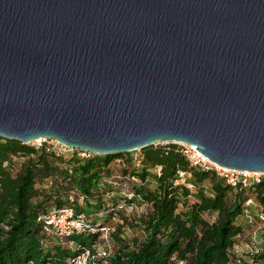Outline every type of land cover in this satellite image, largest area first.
I'll list each match as a JSON object with an SVG mask.
<instances>
[{"label": "water", "instance_id": "95a60500", "mask_svg": "<svg viewBox=\"0 0 264 264\" xmlns=\"http://www.w3.org/2000/svg\"><path fill=\"white\" fill-rule=\"evenodd\" d=\"M0 137L264 173V0H0Z\"/></svg>", "mask_w": 264, "mask_h": 264}, {"label": "trees", "instance_id": "16d2710c", "mask_svg": "<svg viewBox=\"0 0 264 264\" xmlns=\"http://www.w3.org/2000/svg\"><path fill=\"white\" fill-rule=\"evenodd\" d=\"M141 151V168H132L126 158L125 165L116 169L113 160L126 155L92 154L81 159L0 137V264H68L85 250L93 251L99 232L59 239L44 230L37 218L49 203L88 213L90 223L102 227L107 225L97 217L128 223L118 205L137 198L149 206L139 221L145 238L129 244L120 238L122 224L108 226L116 247L109 264L239 263L231 251L244 230L239 222L245 218V202L252 198L264 212V181L234 190L213 172L192 168L177 144L151 145ZM178 171L191 174L184 184H174ZM117 174L121 177L117 187L105 181ZM130 175L140 182L127 180ZM47 179L49 187L44 186ZM124 184L132 198L121 194ZM256 219L264 235V222ZM253 259L264 264V248Z\"/></svg>", "mask_w": 264, "mask_h": 264}, {"label": "built area", "instance_id": "2783aa9c", "mask_svg": "<svg viewBox=\"0 0 264 264\" xmlns=\"http://www.w3.org/2000/svg\"><path fill=\"white\" fill-rule=\"evenodd\" d=\"M25 144L33 147L35 150L43 149L45 152H54L58 155L75 154L81 159L89 158L93 154L87 151L66 147L60 142L50 138H38ZM158 144H155L154 146H157ZM174 144H177L179 146L180 153L185 157V159L189 162L192 168L204 172H213L217 177L224 180V182L234 190L248 189L264 181V173L262 172L239 171L235 169L221 167L211 162L201 152L195 150V146L185 145L182 143ZM143 157L144 155L141 149H137L135 151L127 153L125 158L116 159L114 165L117 167L121 165L124 166L127 158L132 168L139 169L142 167ZM190 176L191 174L188 172L178 171L174 184H184L187 178H189ZM120 178V175L117 174L112 176L111 178H106L105 181H107V183L111 184L112 186L117 187L118 179ZM126 179H129L130 181L136 184L140 182V180L135 175H130L126 177ZM188 187L190 188L191 185L188 184ZM123 188L124 189L122 190L121 194L123 196H127L128 198H132L133 194L126 192V184L123 185ZM82 201L83 197H80L79 202ZM135 201H138V203L136 204L134 201L129 203L122 202L118 205V208L126 214H130L134 211H139V214L146 213L149 207L148 204L145 203L141 198H137V200ZM252 205H254V200L252 198H249L245 202L244 209L245 218L249 222L253 220V216L251 215L249 210ZM255 217L264 222V212L262 207L258 206L257 214L255 215ZM37 221L43 223V228L47 233H51L59 239L88 232H99L102 235L104 247L97 253V256L100 257L103 261H105V263L111 256L109 234L112 229L108 226L100 227L92 225L84 212H77L71 206H62L58 208L51 207L48 208L44 213H42L37 218ZM69 245L73 246V243L70 242ZM90 254V250H85L80 255L69 259L68 264H85V261L90 256ZM91 256L94 257L93 255ZM174 264H182V262L175 261Z\"/></svg>", "mask_w": 264, "mask_h": 264}, {"label": "rangeland", "instance_id": "374dc122", "mask_svg": "<svg viewBox=\"0 0 264 264\" xmlns=\"http://www.w3.org/2000/svg\"><path fill=\"white\" fill-rule=\"evenodd\" d=\"M121 155L124 156L126 154H121ZM113 162H115V160H113ZM114 167L116 168V166ZM50 180L51 179H47L46 181H44L45 187H49ZM206 184L207 182H205V185ZM108 198L109 196H105L106 200H109ZM112 200H116V199L112 198ZM134 202L136 204L138 203V201H134ZM79 204L80 206H83L82 202H79ZM48 205H51L49 208L53 207L51 203H49ZM257 209H258V203L254 200V205H252L249 208L251 215L254 217V221L249 222L246 218H244L239 222L244 227V230L240 235V237L237 239L234 249H232L231 251V256L233 260H235V258L237 257L240 258V262L237 264H260V263H256L253 259L256 252H260L264 248V235H263L262 224H260L255 217L257 213ZM124 214L129 220L128 223L122 222V219H117V218L115 220H112L110 216L106 218L97 217V221H99L100 223L102 222L107 226H113L115 228H117L122 224L120 226V232H121L120 238L121 239L124 238L126 240V243L132 244L134 243V241H142L146 235V233L143 230V227L139 223L140 215L142 214H139V211H134L130 214H126L124 212ZM92 218L93 217H90L91 220H93ZM109 240L111 245V256H112L116 247L114 245V240L112 239ZM103 247H104V241L102 235L99 233L98 239L96 243L93 245V251H91L90 256L86 259L85 264H109V260H107L105 263V261H103L100 257L97 256V253ZM91 255H93L94 257H92Z\"/></svg>", "mask_w": 264, "mask_h": 264}, {"label": "crops", "instance_id": "0c3cea01", "mask_svg": "<svg viewBox=\"0 0 264 264\" xmlns=\"http://www.w3.org/2000/svg\"><path fill=\"white\" fill-rule=\"evenodd\" d=\"M257 214V213H256Z\"/></svg>", "mask_w": 264, "mask_h": 264}]
</instances>
